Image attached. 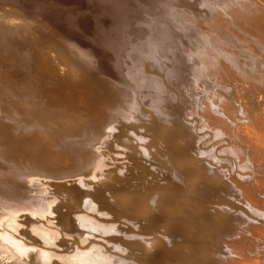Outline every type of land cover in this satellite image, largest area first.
I'll use <instances>...</instances> for the list:
<instances>
[{
    "label": "bare ground",
    "instance_id": "6f19581e",
    "mask_svg": "<svg viewBox=\"0 0 264 264\" xmlns=\"http://www.w3.org/2000/svg\"><path fill=\"white\" fill-rule=\"evenodd\" d=\"M142 53L155 58L161 79L178 90L181 112L173 113L172 129H159H171L188 146L207 133L231 156L227 174L188 157L195 150H181L185 141L180 149L174 138V145L166 139L165 148H158L162 160L156 152L152 162L131 154L138 136L127 142L121 133L139 104L136 91L149 89L166 103L157 89L159 74L133 59ZM109 152L116 156L101 168ZM144 174L151 177L145 183ZM134 178L150 188L161 179L163 190L171 184L185 190L191 183L186 194L198 202L191 216L183 212L189 220L180 217L178 225L170 219L174 227L160 219L162 228H155L160 212L150 221L154 228L142 223L146 208L140 217L137 209L150 203L139 188L133 190L139 182ZM102 185L108 186L105 194L92 189ZM217 189L238 202L221 195L224 203L208 204ZM164 191L153 195L168 207L181 211L188 202ZM110 209L118 218L136 219L133 226L123 229L108 220ZM223 222L238 237L225 242L222 252L209 240L190 242ZM172 227L183 239L179 244ZM114 233L121 235L110 241ZM115 241L114 250L109 243ZM170 243L181 247L175 251L184 260L193 251L206 264H264V0H0V264H175Z\"/></svg>",
    "mask_w": 264,
    "mask_h": 264
},
{
    "label": "rangeland",
    "instance_id": "374dc122",
    "mask_svg": "<svg viewBox=\"0 0 264 264\" xmlns=\"http://www.w3.org/2000/svg\"><path fill=\"white\" fill-rule=\"evenodd\" d=\"M146 58H147V60H145ZM133 59H135V60L138 61V62H135V63H139V67L141 66L140 68L145 69V67H147L146 71H148V72H152V73L155 72V73H154L155 75H156V74H159V75H156V76H157V77L160 76V79L164 77V76L162 75V73L160 72L162 66L156 64V63H155V61H156L155 58L152 57L151 55L144 54V53H142V54H137V55L135 54V55L133 56ZM145 63H146V64H145ZM160 79L157 78V84H158L157 89H158L160 95H162V96L165 97L166 103H167V101H168L169 103H167V104H166V103H163V105H162L161 102H159L158 97H154V98H153V95L151 94L153 91H151V90H149V89H143V90L141 89V90L136 91L137 93H135L136 95H135V98H134V99H135V100H134V101H135L134 104H136V101H137V102L139 101L138 103H139L140 105L137 104L138 106L136 105L137 107L135 106V109L131 112L132 114H130V115H132L133 117L128 116L130 119L133 118L132 120H133L134 122L131 121L130 119H128V120L130 121V122H128V123H130V124L128 125V129H130L131 127H132V128H131L130 130H128V129H126L127 127L123 126V129H124V130L122 129L123 133H121V134H125V135H124L125 138L123 137V138H124V139H123L124 141H125V139H126V141H127V139H130V138H131V137H129V135L132 136V138H131L132 140H133V138H135L134 136H138L137 138H135L136 140H137V139H139V140L142 139L141 142H140L139 140H137L138 142L136 141V143H138V145H136V147H134V148H133V147L129 148V149H131L130 152H131L132 155L134 154L133 156H137L139 159H142V160H145V159L148 157V158H150V159H147V160H148V161L150 160L151 162H152V160H153V158H154V155H155L154 153H155V152H156V154H157V159L162 160V159L166 158V157H164V156H163L164 158H162V152H161V151L159 152V149H160L161 147H162V148H165V145L163 146L162 144H166V142H167L166 139H169V140L171 141V142H170V141L168 140L170 145H174V144L177 143V141H178V140L176 141V139L174 138V135L170 132L171 129H172V127L174 126V124H173V123H174V122H173V121H174V118L172 117V116H173V113H175V111H176V112H179V113L181 112L180 109H177V107L179 106L178 102L175 101V100H176L175 95H176V92H177V94H178V90L175 89V88H173L169 83L165 82V81H166L165 79H161V81H160ZM169 90H170V91H169ZM171 90H172L173 92H172ZM139 91H140V93H139ZM141 91H143V92H141ZM158 91H156L155 93H157ZM175 91H176V92H175ZM204 91H205V90H201V91L198 90V92H200L199 94H201V95H205V94H206V93H204ZM149 92H150V93H149ZM169 92H170V93H169ZM138 93H139L140 95H139ZM141 93H144L145 97H144L143 94H142V95H143V96H142ZM153 93H154V92H153ZM173 93H174V94H173ZM137 94H138V95H137ZM164 94H165V95H164ZM172 95H174L173 98H172ZM192 95L197 96L196 93H195V94L193 93ZM139 96H140L141 98H140ZM146 96H147V97H146ZM149 96H151V97H149ZM143 97H144V98H143ZM138 98H139V99H138ZM146 98H147V99H146ZM136 99H137V100H136ZM140 99H141V100H140ZM154 100H158L157 103H156ZM142 101H143V102H142ZM144 101H145V102H144ZM149 101H150V102H149ZM152 101H154V104L152 103ZM173 101H175V102H173ZM141 102H142L143 104H141ZM148 102H149V104H151L149 107H148V105H149ZM158 102H159V103H158ZM171 102H172V104L174 103L175 105H174V104L172 105ZM155 103H156V104H155ZM176 103H177V106H176ZM159 104H160V105H159ZM145 105H146V106H145ZM155 105H156V106H155ZM157 105H159V106H157ZM161 105H162V107H161ZM167 105H169V106H167ZM164 106H165V107H164ZM155 107H157V108H155ZM158 107H159V108L161 107V108L158 109ZM172 107H173V110H172ZM142 108H143V109H142ZM152 108H153V109H152ZM163 108H165L166 110L164 111ZM162 109H163V110H162ZM167 109H168V110H167ZM137 110H138V111H137ZM160 110H161V111H160ZM152 111H153V112H152ZM166 111H167V112H166ZM169 111H170V112H169ZM172 111H173V112H172ZM139 112H140V113H139ZM162 112H164V113H162ZM184 112L187 113L186 110H185ZM184 112H183V115H184ZM133 113H134V114H133ZM186 113H185V114H186ZM164 114H165V115L168 114V115L165 116ZM171 114H172V115H171ZM136 116H137V117H136ZM138 116H139V117H138ZM170 116H171L172 118H170ZM151 117L153 118V121H152ZM168 117H169L170 119H169ZM134 118H135L136 122H135ZM136 118H137V119H136ZM141 118H142V119H141ZM162 118H163V119H162ZM124 119H125V118H124ZM124 119H123V117H121V118H120V121L123 122ZM170 120H171V121H170ZM141 121H142L143 124L141 123ZM143 121H144V122H143ZM146 121H147V123H146ZM154 121H155V122H154ZM169 121H170V122H169ZM171 122H172V124H171ZM131 123H132V124H131ZM134 123H135V124L137 123L138 126H136L137 124L134 125ZM144 123L147 124V125H145ZM152 123H153L154 125H153ZM141 124H142V125H141ZM126 125H127V124H126ZM144 125H145V126H144ZM148 125H149L150 127H151V125H152L151 128L148 127L149 130L147 129V126H148ZM156 125H157V126H156ZM165 125H166V126H165ZM169 125H170V126H169ZM143 126H144V127H143ZM162 126H164V127H162ZM124 127H125V128H124ZM139 127L142 128V131H143V132H141V131H139V130L137 129V128H139ZM153 127H154V128H153ZM160 127L163 128V129H161ZM133 128H134V131L132 132ZM140 128H139V129H140ZM159 128H160L161 130H163V131H164L166 128H171V129H170V130L168 129V133H167V134H164L165 132H162ZM164 128H165V129H164ZM143 129H144V130H143ZM136 130H138V131H136ZM147 130H148V131H152V133H150V134L148 135V133L146 132ZM198 130H199V129H198ZM126 131H127L128 134L126 133ZM160 131H161V132H160ZM201 131H203V130L200 129L199 132H201ZM130 132L133 133V135L130 134ZM134 132H135V133H134ZM138 132H139L140 134H139ZM144 133H145V134H144ZM137 134H138V135H137ZM142 134H143V136H142ZM126 135H127V136H126ZM144 135H145V136H144ZM146 135H148V136L152 135L153 138L150 137V139H151V140H150L151 143H149L150 141H149V139H147L148 137H146ZM170 135H171V136H170ZM172 135H173V136H172ZM139 136L145 138V140H143V138H139ZM171 137H172V138H171ZM198 137H199L200 139H198ZM208 137H209V139H208ZM170 138H171V139H170ZM173 138H174V140H175L176 142H175V141L172 142ZM152 139H153V141H152ZM195 139H197V140H195ZM132 140H130V141L128 140L127 142H132ZM147 140H148L149 142H147ZM194 140L197 141V142L192 143ZM142 141H143V142H142ZM144 141H146L147 144H149V147H148V145L146 144V142L144 143ZM183 141H185V143H187L186 140H183ZM183 141H178V143L176 144L177 146H176V145H175V146L180 148V145H179V144H181V142L184 143ZM193 141H191V143H192V145H193V148H192V145H190L191 147L188 146V143L186 144L187 146H185V143L181 145V148H182V147H186V149H181V148H180L181 150H188L187 152H193V151L195 150V151L193 152L194 155H193L192 153H190L192 156H190V155L188 156L189 153L186 154V152L181 151V153L183 152L182 154H183L184 157H187V156H188V157H194V158H195V156H196V159H198V160H205L204 162H207L208 164H210L211 166H213V167H215V168H216V167H220V169L218 168V170H219L220 172H223V173L226 172V174H227L228 171H227L226 169L228 168L227 166L230 164V161H231V160H230V159H231L230 157H231V156H230V154H227V153H228L227 151H223V150H221V146H220V150H219V145H218V144H219L220 142H219V143H218V142H214L215 139H213V138L210 139V136H209L207 133H202V134H200V135H198V136H195L194 139H193ZM200 141H201V142H200ZM152 142H154L155 145H154V143H152ZM174 142H175V143H174ZM133 143H135V140L133 141ZM171 143H172V144H171ZM173 143H174V144H173ZM197 143H198V145H197ZM199 143H200V146H199ZM214 143H215V144H214ZM139 144H142L143 147H142V145H139ZM144 144H145V145H144ZM151 144H153V146L151 147L152 149L150 150V146H151ZM158 145H161V146H158ZM194 145H196L197 147L194 146ZM215 145L217 146L216 148H211L212 146H215ZM144 146H146V147L144 148ZM156 146H158V147H156ZM198 146H199L200 148H198ZM202 146H203V147H202ZM208 146H210V147H208ZM139 147H140V148H139ZM147 147H148V148H147ZM155 147H156V151H155ZM173 147H174V146H173ZM206 147H207L208 149H210V150H206V149H207ZM136 148H138V149H140V150H137ZM141 148H142V149H141ZM158 148H159V149H158ZM174 148H175V147H174ZM196 148H197V149H196ZM217 148H218V150H217ZM145 149H147V151H148V150H149V151L147 152ZM153 149H154V150H153ZM190 149H191V151H190ZM202 149H203V150H202ZM196 150H197V151H196ZM198 150H199L201 153H202V151H203V153L200 154ZM213 150H214V151H213ZM132 151H134V153H133ZM136 151H137V152H136ZM153 151H154V152H153ZM222 151H223V152H222ZM135 152H136V153H135ZM142 152H143V154H142ZM144 152H145V153H144ZM149 152H150V153H149ZM152 152H153V153H152ZM157 152H159V153H157ZM205 152H206L207 154H206ZM210 152H211V153H210ZM216 152H217V153H216ZM226 152H227V153H226ZM109 153H110V152H109ZM109 153H106L105 156H103V165L101 166V168H102L103 166L105 167L106 162H107L108 166H110L109 163L112 161V158H111V159H109V158H110V157H114V156H116V154H115V153H112V152L110 153V156H109V155H108ZM151 153H152L153 155H151ZM160 153H161V157H160V155H159ZM184 153H185V154H184ZM195 153H196V155H195ZM222 153H223V154H222ZM112 154H113V155H112ZM137 154H138V155H137ZM145 154H146V155H145ZM149 154H150V155H149ZM198 154H199L201 157H203L204 159H199V158H201V157L198 156ZM209 154H210V155H209ZM218 154H219V155H218ZM221 154H222L223 156H224V154H225V156L223 157ZM107 155H108V156H107ZM111 155H112V156H111ZM141 155H144V156L141 157ZM215 155H218V156H215ZM220 155H221V157H220ZM150 156H151V157L153 156V157L151 158ZM197 156H198V157H197ZM212 156H213V157H212ZM226 156H228L229 160L227 159ZM206 157H207V158H206ZM209 157H210L211 159H209ZM214 157H215V158H214ZM222 157H223V159H222ZM144 158H145V159H144ZM212 158H213V159H212ZM106 159H107V160H106ZM207 159H208L209 161H211V162H208ZM214 159H215V160H214ZM116 160H117V159H116ZM116 160H115V162H120V160H117V161H116ZM206 160H207V161H206ZM212 160L215 161V162H217V163H216V164H215V162L213 163ZM225 160H226V161H225ZM104 161H106V162H104ZM150 161H149V162H150ZM211 163H213V164H211ZM221 163H222V165H221ZM142 164H143V163H142ZM208 164H207V165H208ZM226 165H227V166H226ZM213 167H212V168H213ZM222 167H224L225 169H224V168L222 169ZM226 167H227V168H226ZM229 167H230V165H229ZM124 168H125V167L119 168L118 171H120V170H125ZM208 168H209V167H208ZM210 168H211V167H210ZM105 169H106V168H104V170H105ZM228 169H229V168H228ZM221 170H222V171H221ZM229 172H230V170H229ZM117 174H120V173H117ZM231 174H233V172L230 173L229 175H231ZM146 176H147V179H150V178H151V177L149 178L148 174H146ZM146 176H145V174L143 175V177H145V178H142V176H141L142 181H143L144 183H145ZM133 177H134V176H133ZM134 179L136 180L137 178H134ZM143 179H144V180H143ZM157 179H158V178H157ZM137 180H138V179H137ZM159 180H161V179H158V181L155 180V182L157 183V182H159ZM209 180H211V179H209ZM138 181H139V180H138ZM143 182L139 181L138 184H137L138 187H137V188H136V187L133 188V190H136V189L139 188V189H138L139 191H138V190H137V191H138L139 193H141L142 198L145 199V200H143V199H142V200H143V201H146V199H147V200H148V203L153 204L154 207H152V205H150V204H149L148 207H144L143 204L140 206L141 208L138 207V209H137V210H138L137 213L139 214L138 217H140V216L143 215V213H144V215L141 217V219H142V220H141L142 223H144V224L146 223V224L149 225L150 221H152V222L154 221V218H152V217H153L154 215L157 216V217H159V216L161 215V213H162V217H163V218H166L165 216L167 215V219H166V221L164 222V220H163L162 217H159L158 219L155 218V222H154V223L157 224V225H155V228H158V226H159L158 224H160V223H159V222H160V219H162V220H161V222H162L161 224H162L163 226L166 225L167 221L169 222L170 219H171V220H170L171 222L174 221L173 223H176V224L178 223V225H179V221H180L178 218H180V217H181V218H180L181 220H184V217L187 218V219L185 218L186 220H184L183 222H186L187 220H189L190 217H187V216H191V215H189V214L191 213L190 211H192V209H193L194 207H196V204H197V202H198V198H197V197L195 198V195L192 196V195H190V194H191V193H190L189 195H190L191 197H188L187 194H186V192H191V191H192V184H191V183H189V182H185V190H184V189H181V190H180V188L178 189L177 187H175L174 185L171 184L172 186H174L175 188L178 189L177 191L180 190L181 193L183 192V193L181 194V193H179V192H177V191L175 192V191H174L175 188L172 187L171 185H170L171 187L169 186V189H168V188H167V189H164V190H165V191H164L162 188H160V186H163V185H164V183H162V182H163L162 180H161V182H159V183H162V185L160 184V186H158L159 183H157V184L155 183L156 185L154 184L155 187L157 186V188H158V189H157V188L154 187V190H153V186H154V185L152 186V188H150L151 185L148 186V183H150V182H148V183H146V185H143V186H142V184H144ZM146 182H147V181H146ZM139 183L141 184L142 188L139 187ZM129 184H130V183H129ZM127 185H128V184H126V185L124 184V186H127ZM121 186H122V185H121ZM128 186L131 187V185H128ZM102 187L105 188V189H104L105 191H103ZM144 187H148L149 189H148V188L145 189ZM96 188H97V187H94V188L92 187V189H93V190H94V189L97 190V191H95V190H94V191H95V192H98L99 194L101 193V192H100L101 190H102V194H105V193L107 192V190H108V186H106V185L99 186V188H97V189H96ZM122 188H123V187H122ZM125 188H126V187H125ZM125 188H124V189H125ZM98 189H99V190H98ZM147 189L149 190V192L146 191ZM171 189H172L174 192H173ZM126 190H127V189H126ZM140 190H142V191H140ZM158 190H159V191H158ZM161 190L164 191L163 193H166V194H167V192L170 194V192L172 191L171 194L174 193L173 195L177 196L178 198L181 196V198H179V203H182V202L184 203V202L186 201V198H188V199H187L188 202H185L186 204H185V203H184V204H181V207L184 206V208H182V210H183V209H184V210H183V211H182V210H181V211H178L177 209H174V208L171 207V206L168 207L167 205H164L162 202H158V201H157L158 199H156V197H157L156 195H159L158 192H162ZM166 190H167V191H166ZM169 190H171V191L169 192ZM143 191H145L146 194H145V193H142ZM222 191H223V190H222ZM222 191H219V192H220V194H219V193H218V189H217L216 192H215V197H216V196L218 197V195H216V194L218 193V194H219V198L216 197L217 200L215 199V200H213V202H209L208 204H210V203H211V204H213V203L217 204V202L220 203L221 200H219V199H222V198H223V199H222L223 201H226V200H227L226 202H233V201H236V200H237V198H235V196H234V198H233V195H229L227 192L225 193V196H223V195H222V193H223ZM92 192H93V191H92ZM147 192H148V194H147ZM213 192H214V190H213ZM221 192H222V193H221ZM156 193H157V194H156ZM176 193H177L178 195H177ZM144 194H145V195H144ZM153 194H154V195L156 194V195H155L156 197H154ZM179 194H180V195H179ZM183 194H185V195L182 196ZM223 194H224V193H223ZM146 195L149 196V197L147 198ZM221 195L223 196L222 198H221ZM226 195H228L229 197H232V198H228V199H227ZM145 196H146V197H145ZM152 196H153V197H152ZM192 197H193V198H192ZM152 198H154V200H153ZM182 198H183V199H182ZM189 198L191 199L190 202H189ZM224 198H226V199L224 200ZM155 199H156V200H155ZM234 199H235V200H234ZM218 200H219V201H218ZM231 200H232V201H231ZM149 201H151V202H149ZM215 201H216V202H215ZM223 201H221V202L224 203ZM236 202H238V200H237ZM118 204H119L118 206L122 205V204H120V203H118ZM156 204H157V205H156ZM77 205H78V207H80L78 203H75V206H77ZM163 205H164V206H163ZM185 205H186V206H185ZM187 205H188V207H187ZM142 206H143V207H142ZM158 206H159V207H158ZM205 206L207 207L206 204H205ZM125 207H126V206L123 205V206H120V207H118V208H125ZM145 208H146V209H145ZM148 208H150L151 211H153V212H151L150 209L147 210ZM153 208H155V209H153ZM159 208H160V209H159ZM226 208L228 209V207H226ZM140 209H141V210H140ZM142 209H143V210L145 209L146 211L144 210L145 212L140 213V211H141V212L143 211ZM110 210H111V209H110ZM155 210H156V211H155ZM165 210H166L168 213H166V215L164 216L163 213L166 212ZM176 210H177V211H176ZM187 210H188V211H187ZM147 211H148V212H147ZM157 211H158V212H157ZM163 211H164V212H163ZM185 211H186V213L188 214L187 216L185 215V213H183V212H185ZM231 211H234V208H233V207L231 208L230 212H231ZM108 212H110V214L108 213L110 216H108L109 218H107V219H108V220H112V221L114 220V223L117 222L121 228H123V226H124V228H125L127 224L133 226V224H134L133 221L136 220V219H130V220H129V218H126V217H124V216H122L123 218L120 216V217H119L120 219H119V218H118V215H115L114 212L112 213V210H111V211L108 210ZM146 212H147V213H146ZM149 212H150V215H149ZM160 212H161V213H160ZM176 212H177V213H176ZM180 212H181V213H180ZM151 213H152L153 215H152ZM155 213H156L157 215H156ZM159 213H160V214H159ZM173 213H174V214H173ZM232 213H233V212H232ZM234 213H235V212H234ZM113 214H114V215H113ZM164 214H165V213H164ZM172 214H173L174 217L172 216ZM176 214H177V217H176ZM179 214H180L181 216H179ZM120 215H121V214H120ZM147 215H149V216H151V217H149V216H147ZM114 216H115V218L117 217L118 219H117V218L114 219ZM146 216H147V217H146ZM155 216H154V217H155ZM169 216H170V218H169ZM178 216H179V217H178ZM182 216H183V217H182ZM175 217H176V218H175ZM151 218H152L153 220H152ZM174 218L177 219L176 222H175V219H174ZM148 219H149V220H148ZM131 220H132V221H131ZM144 220H145V221H144ZM172 220H173V221H172ZM178 220H179V221H178ZM120 221H121V222H120ZM124 221H125V222H124ZM148 221H149V222H148ZM177 221H178V222H177ZM122 222H123V223H122ZM156 222H158V223H156ZM237 222H238V221H237ZM237 222H236V223H237ZM117 223H116V224H117ZM154 223H150L152 226H151V225H149V226H151V227L154 228ZM169 223H170V222H169ZM173 223H170V226H171V225L174 226ZM181 223H182V221H181ZM181 223H180V224H181ZM116 224H115V225H116ZM118 224H117V225H118ZM122 224H123V225H122ZM125 224H126V225H125ZM176 224H175V225H176ZM162 225L159 226V227L162 228ZM178 225H177V226H178ZM216 226H218V227H216ZM216 226L213 227L212 229H209V230H208V231H210L211 233L205 231V232L207 233L208 236H206V234H205L204 231H203V232H204V234H205V236H206L207 238H210V237L212 236V235H211L212 233H213V235H214V232H212V231H213V229H215V230H214V231H216L215 235H216V234H217V235L219 234V236L215 237V235H214V237H212V238H211L212 240H211V239H207V238L204 239V238H203V237H205L204 234H202L203 237L200 236L201 232H200V233H195V234H197V235L194 234V235H195V236H194L195 238L192 237V238L190 239V242L193 241V242H191V243L194 244V242H196V240H200V241H201V240H204V241H206V240L208 241V240H209V241H211V242H210L211 244L214 243V246H215V245H218L219 248L216 249V250H218V252H222V250H223V248H224V244H225V242H227V241L230 242V241L234 240L235 238L237 239L238 236H237V234H231L230 231H231L232 229H230V225H227V224L224 223V222H223L222 224L218 223ZM219 226H220V227H219ZM174 227H175V226H174ZM174 227H172V228L174 229ZM124 228H123V229H124ZM172 228H171L170 230H173ZM216 228H217V229L219 228V229L217 230ZM235 228L240 229L238 226H236ZM175 229H176V232H175ZM175 229H174V234H175V233H177V234H175V236H174V240L176 241V240L178 239V236H179L180 232L177 231V228H175ZM220 234H221V235H220ZM111 235H112L113 240H112V238H111L110 241H114L115 236H120L121 233H118V234H117V233H114V235H113V234H111ZM198 235H199L200 237H199ZM210 235H211V236H210ZM234 235H235V237H234ZM196 236H198V237L196 238ZM228 236H229V237H228ZM232 236H233V237H232ZM236 236H237V237H236ZM147 237H148V236H146V238H147ZM181 237H182V235H181ZM226 237L229 238V239L227 240ZM176 238H177V239H176ZM182 238H183V237H182ZM214 238H216L215 240H216L217 242H215V241L213 240ZM219 238H220V239H219ZM223 238H224V239H223ZM230 238H231V240H230ZM192 239H194V240H192ZM221 239H222V241L224 240V242L220 241ZM108 240H109V238H108ZM178 240H180V241H178ZM178 240L176 241V243L178 242V244H179V242H182L183 239L181 240L180 237H179ZM229 240H230V241H229ZM117 242H118V243H117ZM218 242H219V243H218ZM221 242H222L223 244H221ZM113 243H114V244H113ZM110 244L113 245L114 250L116 249V246L119 247V241L110 242L109 245H110ZM116 244H117V245H116ZM171 244H172L173 246H175V245H174L175 243H174V244H173V243H170V245H171ZM178 244H176V245H177L176 248L173 247L172 245H171V246H170V245H167V246H170V248H174L173 250H172V249H169V250H172V252H175V253H176V251H179L178 248L180 247V246H178ZM219 244H220L221 246H219ZM211 246L213 247V245H211ZM110 247H111V246H110ZM215 247H216V246H215ZM168 248H169V247H168ZM180 248H181V247H180ZM180 248H179V249H180ZM123 249H124V248H123ZM221 249H222V250H221ZM175 250H176V251H175ZM191 252H192V253L188 254V256H187V254H186V256H187V260H186V259H185V260H186L188 263H189L188 259H189V260L192 259L193 261H192V260H191V261L193 262V264H194V263H195V264H198V263H196V261L198 262V260L201 261V262L199 261L200 264H203V263H204L205 260H204V258H201V257H200V254H198L197 252H196V253H195V252L193 253V251H191ZM180 253H181V250H180ZM188 253H189V252H188ZM176 254H177V255H175L174 253L172 254V255H173V259H174L175 261L177 260V261L175 262V264L179 263L178 261H180V259H181L182 256H184V257L182 258V260H181V261H183V263H182V262H180V263H182V264H188V263H186V262L184 263V261H185V260H184L185 255H182V254L180 255V254H179V255L181 256L180 259H179V258H178V257H179L178 253H176ZM191 254H192V255H191ZM189 255L192 256V257H189ZM195 255H196V256H195ZM197 255H198V256H197ZM175 256H176V257H175ZM194 257H195V259H196V258H199V259L194 260V259H193ZM190 258H191V259H190ZM178 259H179V260H178ZM174 260H173V261H174ZM180 263H179V264H180ZM189 264H190V263H189ZM204 264H206V263H204Z\"/></svg>",
    "mask_w": 264,
    "mask_h": 264
}]
</instances>
